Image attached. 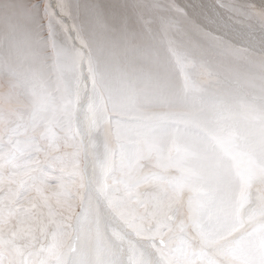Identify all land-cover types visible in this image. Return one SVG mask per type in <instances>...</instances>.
<instances>
[{
  "label": "clouds",
  "instance_id": "clouds-1",
  "mask_svg": "<svg viewBox=\"0 0 264 264\" xmlns=\"http://www.w3.org/2000/svg\"><path fill=\"white\" fill-rule=\"evenodd\" d=\"M0 264H264V0H0Z\"/></svg>",
  "mask_w": 264,
  "mask_h": 264
},
{
  "label": "rangeland",
  "instance_id": "rangeland-1",
  "mask_svg": "<svg viewBox=\"0 0 264 264\" xmlns=\"http://www.w3.org/2000/svg\"><path fill=\"white\" fill-rule=\"evenodd\" d=\"M188 2H190V3H193V2H194V0H188Z\"/></svg>",
  "mask_w": 264,
  "mask_h": 264
},
{
  "label": "bare ground",
  "instance_id": "bare-ground-1",
  "mask_svg": "<svg viewBox=\"0 0 264 264\" xmlns=\"http://www.w3.org/2000/svg\"><path fill=\"white\" fill-rule=\"evenodd\" d=\"M190 3V2H189Z\"/></svg>",
  "mask_w": 264,
  "mask_h": 264
}]
</instances>
